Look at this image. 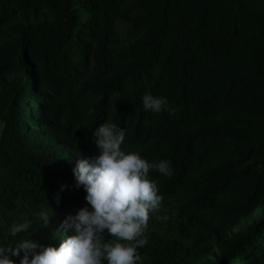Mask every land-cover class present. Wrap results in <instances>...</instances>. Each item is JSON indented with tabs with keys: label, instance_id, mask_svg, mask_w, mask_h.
Listing matches in <instances>:
<instances>
[{
	"label": "trees",
	"instance_id": "1",
	"mask_svg": "<svg viewBox=\"0 0 264 264\" xmlns=\"http://www.w3.org/2000/svg\"><path fill=\"white\" fill-rule=\"evenodd\" d=\"M118 1L0 0V245L28 235L10 232L23 221L59 245L86 206L77 154L95 155L92 130L111 122L124 151L171 162L170 177L150 171L162 203L139 264H264V0H155L114 53ZM145 93L173 114L145 113Z\"/></svg>",
	"mask_w": 264,
	"mask_h": 264
},
{
	"label": "clouds",
	"instance_id": "2",
	"mask_svg": "<svg viewBox=\"0 0 264 264\" xmlns=\"http://www.w3.org/2000/svg\"><path fill=\"white\" fill-rule=\"evenodd\" d=\"M141 103L145 113L174 112L165 96L145 93ZM92 136L96 154H77L80 158L72 169L74 187L84 190L86 206L61 220L59 245L32 239L31 221L17 222L10 226L11 234L28 235L12 246L0 245V264H139L137 249L148 242L144 232L150 214L159 212L162 203L158 183L150 171L170 177L171 162L150 161L139 152L124 151L121 145L125 130L115 123H100ZM67 187L61 185V191ZM54 199L59 204L60 194ZM53 215L42 209L35 214V220L47 226Z\"/></svg>",
	"mask_w": 264,
	"mask_h": 264
},
{
	"label": "rangeland",
	"instance_id": "3",
	"mask_svg": "<svg viewBox=\"0 0 264 264\" xmlns=\"http://www.w3.org/2000/svg\"><path fill=\"white\" fill-rule=\"evenodd\" d=\"M155 0H119L113 10V28H114V53L126 51L130 41L143 36L148 22L151 6ZM264 114V106L260 107ZM264 155V149L262 150ZM257 167L262 169L264 163L257 162ZM238 185L242 189L243 182ZM239 187V188H240ZM258 210L251 217H255Z\"/></svg>",
	"mask_w": 264,
	"mask_h": 264
}]
</instances>
